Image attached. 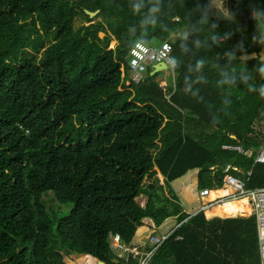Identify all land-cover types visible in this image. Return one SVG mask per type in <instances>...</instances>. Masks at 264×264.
Returning <instances> with one entry per match:
<instances>
[{
	"label": "trees",
	"instance_id": "trees-1",
	"mask_svg": "<svg viewBox=\"0 0 264 264\" xmlns=\"http://www.w3.org/2000/svg\"><path fill=\"white\" fill-rule=\"evenodd\" d=\"M227 2L238 11L243 36L196 49L210 30L199 23L207 0H163L146 39L183 31L187 41L173 43L181 64L162 87L163 72L152 75V67L140 82L129 76L130 50L142 35L130 0H0V264H69L67 257L83 255L126 264L111 237L143 245L136 239L144 219L155 223L154 234L169 220L178 226L149 264H262L255 217L227 219L240 214L231 203L207 213L227 220L192 218L172 187L193 171L199 190L220 187L231 165L242 178L252 171L248 188H264V164L254 160L264 142V101L243 85L218 89L210 67L217 54L225 65L223 53L241 39L249 54L264 48L252 42L249 9L264 0ZM98 12L96 19L89 14ZM231 27L221 21L217 31ZM182 43L191 51L182 53ZM201 57L208 83L195 85L198 103L185 95L184 76ZM224 95L232 99L228 116L217 112ZM210 111L219 124L211 125ZM145 245L153 248L149 240Z\"/></svg>",
	"mask_w": 264,
	"mask_h": 264
},
{
	"label": "clouds",
	"instance_id": "clouds-1",
	"mask_svg": "<svg viewBox=\"0 0 264 264\" xmlns=\"http://www.w3.org/2000/svg\"><path fill=\"white\" fill-rule=\"evenodd\" d=\"M240 2L241 0H236L237 5ZM129 7L133 15L140 17L139 24L142 31L141 37L133 42L130 50L133 56L131 64L143 70L144 58L149 54L150 50H154L155 58L152 60L153 64H163L164 70L169 73L178 71L181 61L171 54V46L164 43L158 47H153L144 35L148 27L155 28L157 26V18L162 11L163 0H130ZM200 8L201 16L199 23L210 26V30L208 31V36L203 41L198 40L195 42L196 49L204 48L205 45L208 48H211L213 45L220 47L225 41L237 33L243 36L245 27L241 26L237 20L238 11L229 7L227 0H207V3L201 4ZM249 9L251 19L256 28V31L252 35V42L264 46V7L250 2ZM221 21L234 27H231L221 34L217 31ZM161 30L164 31L165 26L161 25ZM181 39L187 41V35L182 34ZM180 49L182 53L191 51L187 43H182ZM238 52L241 54L239 57L237 56ZM223 58L227 61L225 65L218 63L221 59L220 54L216 55L215 61L210 65V67L217 70L219 76L215 82V86L218 89H223L225 87L233 88L243 85L249 93H257V97L264 101V84L257 82L256 75H254L256 73L259 75L260 80H264V50L249 54L244 47V40L241 39L237 41L231 50L223 53ZM250 60L255 61L251 71L247 68ZM237 61L243 67H238ZM207 63L204 57L196 59L194 64L188 65L187 74L184 76L185 95H191L197 98L198 103L203 102V97L200 96V89L195 87V85L208 83L205 76L201 74ZM231 105L232 99L230 95H224L222 98V107L217 112H223L225 116H228L230 115L229 109ZM209 116L211 125L215 126L220 123L217 113L210 111Z\"/></svg>",
	"mask_w": 264,
	"mask_h": 264
},
{
	"label": "built area",
	"instance_id": "built-area-1",
	"mask_svg": "<svg viewBox=\"0 0 264 264\" xmlns=\"http://www.w3.org/2000/svg\"><path fill=\"white\" fill-rule=\"evenodd\" d=\"M179 21L178 18H176ZM182 34H186L183 31H177L173 33V37L169 40H165L160 42V45L167 43L171 46V54L173 55V41L177 39H181ZM151 44V41L149 42ZM153 46V47H158ZM175 56V55H173ZM155 58L154 50H150L149 54L144 58L143 62V70L140 68L134 67L131 64L133 60V56L130 53L129 56V76L134 82H140L144 79L148 72V68H154L152 60ZM171 76H175V72L169 73ZM166 85V83L164 82ZM264 133V130H262ZM225 149L228 150H237L242 153H245L247 156L251 157L252 152H245L243 148L239 146H224ZM255 164H264V142L262 147L258 150L257 156L255 157ZM232 170L240 171L236 167L227 166L225 169L226 176L224 177L223 184L220 187L215 188H204L200 189V198L202 203V213L207 214L208 212L214 211L216 208L224 206L230 202H234V200H246L247 208L250 211V216L255 217L257 223V231L260 245V255L262 264H264V188H248V183L252 176V171H249L245 174V176L239 177L230 172ZM226 190V193L223 195H218L214 199H209L210 194L213 191ZM209 199V200H207ZM170 235L167 234H154L149 241V244L153 246L151 250H146V245L141 246H130L122 240L121 235H112V249L115 254L120 258L126 261V264L131 262L132 259H137L139 264H149L151 258L153 257L155 251L168 239ZM66 258V257H64Z\"/></svg>",
	"mask_w": 264,
	"mask_h": 264
},
{
	"label": "rangeland",
	"instance_id": "rangeland-1",
	"mask_svg": "<svg viewBox=\"0 0 264 264\" xmlns=\"http://www.w3.org/2000/svg\"><path fill=\"white\" fill-rule=\"evenodd\" d=\"M228 1V0H227ZM96 19V18H95ZM102 37H104V34H101ZM173 37V35L170 36L169 39H171ZM163 40H158L157 38L152 39L151 40V45L152 46H158L160 44V42H162ZM165 41V40H164ZM177 40L173 41L176 42ZM117 42L113 41L111 44V48H115ZM163 73H161V75L158 78V81L160 82L162 87H165V83L168 82L169 80V72H167L166 70L162 71ZM264 128V127H263ZM264 130V129H263ZM161 174H157L156 178L159 180V182L161 183V185H165V178L161 175ZM198 172L197 171H193L191 173H189L186 177L177 180L176 182L172 183V187L173 189H175V193L177 194L181 205L184 207L185 211L191 215V217H196L198 214H201L202 212V203H201V198H200V192H199V185H198ZM146 181V179H145ZM211 195V194H210ZM209 200V199H207ZM234 202H239V200H234ZM137 203L140 204L141 206H145L147 203V199L143 196H140L137 199ZM231 204V203H228ZM47 205L48 207L51 209L53 206L52 204L49 202V200L47 199ZM65 207V206H64ZM66 210L71 209L70 207H65ZM61 210V208L59 209ZM232 210H236L235 207L232 206ZM200 211V212H199ZM237 211V210H236ZM61 212V211H59ZM197 212H199L198 214H196ZM213 212V211H211ZM240 214L237 217H230L227 219H238V218H243V219H249L252 216H250V213H243L241 211H238ZM204 214V213H203ZM204 216L206 217L207 220L210 219H214V218H219L222 220H227V219H223L221 217H212V218H208L207 214H204ZM157 227L155 226V223L150 220V219H144L143 220V226L139 229L138 234H137V238H139L142 242H146L147 240H149L151 242V237L154 235V230ZM163 231V230H162ZM145 242L143 245H145ZM85 256V255H83ZM66 257V256H65ZM71 260L68 261L69 264H84L83 260H82V256H70L67 257ZM65 261V259H64Z\"/></svg>",
	"mask_w": 264,
	"mask_h": 264
},
{
	"label": "bare ground",
	"instance_id": "bare-ground-1",
	"mask_svg": "<svg viewBox=\"0 0 264 264\" xmlns=\"http://www.w3.org/2000/svg\"><path fill=\"white\" fill-rule=\"evenodd\" d=\"M226 193V190H220L218 192L216 191H213L209 197V199H214L215 197H217L218 195H223ZM233 205V207H235V209L237 211H241L243 213H247L249 214L250 211L249 209L247 208V206H244L241 202V200H239V202H230ZM82 260H83V263L84 264H102L99 259L93 257V256H82Z\"/></svg>",
	"mask_w": 264,
	"mask_h": 264
},
{
	"label": "crops",
	"instance_id": "crops-1",
	"mask_svg": "<svg viewBox=\"0 0 264 264\" xmlns=\"http://www.w3.org/2000/svg\"><path fill=\"white\" fill-rule=\"evenodd\" d=\"M200 212V211H199ZM199 212H197L196 214H198ZM189 214H192V213H189ZM211 220V219H210ZM177 226V222L176 221H173V220H169V221H167L165 224H163L162 226H161V228H159L160 230H163V231H160L161 232V234L163 235H165V234H167V235H171L172 233H173V231H175L177 228H178V226ZM164 228V229H163ZM157 234H159V233H157ZM136 241L137 242H139V243H143L139 238H137L136 239Z\"/></svg>",
	"mask_w": 264,
	"mask_h": 264
},
{
	"label": "water",
	"instance_id": "water-1",
	"mask_svg": "<svg viewBox=\"0 0 264 264\" xmlns=\"http://www.w3.org/2000/svg\"><path fill=\"white\" fill-rule=\"evenodd\" d=\"M90 15H91V17L92 18H95V17H97L98 15H99V12L98 13H94V14H91V13H89ZM262 50H264V48H262L260 51H262ZM259 51V52H260ZM251 54V53H250ZM164 70V65L163 64H160V65H155L154 66V69H153V71H152V75H155L156 73H158V72H162ZM89 256H91V255H89ZM102 264H106L105 262H103V261H100ZM115 262L116 263H119V260H115Z\"/></svg>",
	"mask_w": 264,
	"mask_h": 264
}]
</instances>
